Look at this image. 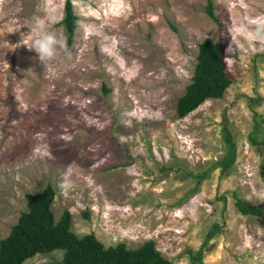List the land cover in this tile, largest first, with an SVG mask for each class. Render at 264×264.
<instances>
[{"label":"rangeland","instance_id":"1","mask_svg":"<svg viewBox=\"0 0 264 264\" xmlns=\"http://www.w3.org/2000/svg\"><path fill=\"white\" fill-rule=\"evenodd\" d=\"M63 1L0 0V238L24 192L47 182L53 218L68 210L76 235L105 246L150 238L171 264H264V144L247 135L264 119V0H210L214 18L206 0H70V55L44 67L29 26L41 18L65 39ZM203 37L218 42L230 82L178 117ZM233 192L260 213H240ZM199 246L197 263L187 249Z\"/></svg>","mask_w":264,"mask_h":264},{"label":"trees","instance_id":"2","mask_svg":"<svg viewBox=\"0 0 264 264\" xmlns=\"http://www.w3.org/2000/svg\"><path fill=\"white\" fill-rule=\"evenodd\" d=\"M205 12L214 18L212 4L206 0ZM76 15L71 1L64 0L59 23L65 31L67 44L72 41ZM230 79L223 70V61L218 42L203 37L196 44L195 61L189 82L183 92L176 98L175 113L178 117L185 115L205 98L219 97ZM259 126L263 132L260 139H255L254 132ZM226 152L217 161L221 167L228 166L233 159L234 141L228 131L223 128ZM248 140L252 143L264 144V119L255 123L248 132ZM195 178V185L202 179V173H190ZM26 208L19 212L15 221L9 226L7 233L0 238V264H22L23 260L35 253L62 249L63 264H171L154 245L152 239H145L135 247H128L123 241L103 245L92 232L76 235L70 229V214L63 209L56 219L53 218L51 203L54 189L50 183L41 188L24 192ZM234 206L242 214H259L260 210L250 202L236 197L233 192ZM216 223L208 229L205 243L215 231ZM191 260L200 263L201 247L194 251L187 249Z\"/></svg>","mask_w":264,"mask_h":264},{"label":"clouds","instance_id":"3","mask_svg":"<svg viewBox=\"0 0 264 264\" xmlns=\"http://www.w3.org/2000/svg\"><path fill=\"white\" fill-rule=\"evenodd\" d=\"M29 29L38 35L26 46L37 54L39 62L44 67L50 66V63L61 55H70L66 40L48 30L43 19L37 18L35 25H30Z\"/></svg>","mask_w":264,"mask_h":264}]
</instances>
